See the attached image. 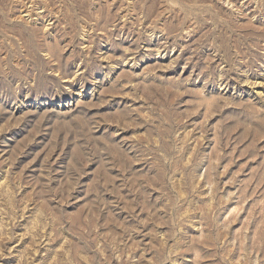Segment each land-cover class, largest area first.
Wrapping results in <instances>:
<instances>
[{
  "label": "rangeland",
  "instance_id": "374dc122",
  "mask_svg": "<svg viewBox=\"0 0 264 264\" xmlns=\"http://www.w3.org/2000/svg\"><path fill=\"white\" fill-rule=\"evenodd\" d=\"M0 264H264V0H0Z\"/></svg>",
  "mask_w": 264,
  "mask_h": 264
}]
</instances>
